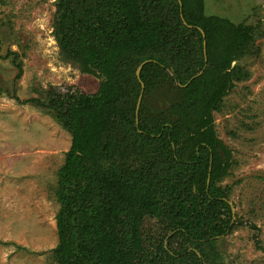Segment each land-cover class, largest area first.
<instances>
[{
    "label": "trees",
    "instance_id": "obj_1",
    "mask_svg": "<svg viewBox=\"0 0 264 264\" xmlns=\"http://www.w3.org/2000/svg\"><path fill=\"white\" fill-rule=\"evenodd\" d=\"M54 34L64 60L102 78L95 93L30 100L72 135L56 264H223L214 244L241 218L219 184L232 153L214 112L246 76L233 62L264 32L207 14L205 0H59ZM145 219L161 223L152 244Z\"/></svg>",
    "mask_w": 264,
    "mask_h": 264
},
{
    "label": "rangeland",
    "instance_id": "obj_2",
    "mask_svg": "<svg viewBox=\"0 0 264 264\" xmlns=\"http://www.w3.org/2000/svg\"><path fill=\"white\" fill-rule=\"evenodd\" d=\"M59 0H0V264H56L58 170L72 143L56 114L31 99L95 93L101 77L63 59L54 34ZM207 14L226 16L264 32V0H205ZM19 54V78L13 56ZM245 72L214 112L218 136L230 148L229 174L219 182L230 189L234 220L241 223L215 242L223 264H264V34L233 66ZM160 222L145 219L152 244Z\"/></svg>",
    "mask_w": 264,
    "mask_h": 264
},
{
    "label": "water",
    "instance_id": "obj_3",
    "mask_svg": "<svg viewBox=\"0 0 264 264\" xmlns=\"http://www.w3.org/2000/svg\"><path fill=\"white\" fill-rule=\"evenodd\" d=\"M202 30V29H201ZM203 31V30H202ZM203 34H204V32H203ZM204 45H205V48H206V41H204ZM147 61V60H146ZM146 61H144L139 67H138V69H137V76L140 78V73H141V69H142V66H143V64L146 62ZM141 79V78H140ZM141 82H142V86L144 87V83H143V81L141 80ZM142 96H143V90H142V92H141V94H140V96H139V100H138V104H137V112L139 111V108H140V104H141V100H142ZM208 180H210V178L208 179ZM230 203L232 204V208H233V210H234V207H233V203L230 201Z\"/></svg>",
    "mask_w": 264,
    "mask_h": 264
}]
</instances>
